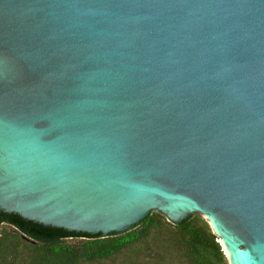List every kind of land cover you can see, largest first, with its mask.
I'll list each match as a JSON object with an SVG mask.
<instances>
[{
  "label": "water",
  "instance_id": "obj_1",
  "mask_svg": "<svg viewBox=\"0 0 264 264\" xmlns=\"http://www.w3.org/2000/svg\"><path fill=\"white\" fill-rule=\"evenodd\" d=\"M0 209L264 264V0H0Z\"/></svg>",
  "mask_w": 264,
  "mask_h": 264
},
{
  "label": "trees",
  "instance_id": "obj_2",
  "mask_svg": "<svg viewBox=\"0 0 264 264\" xmlns=\"http://www.w3.org/2000/svg\"><path fill=\"white\" fill-rule=\"evenodd\" d=\"M199 214L178 225L153 212L122 236L44 226L0 209V264H228Z\"/></svg>",
  "mask_w": 264,
  "mask_h": 264
},
{
  "label": "rangeland",
  "instance_id": "obj_3",
  "mask_svg": "<svg viewBox=\"0 0 264 264\" xmlns=\"http://www.w3.org/2000/svg\"><path fill=\"white\" fill-rule=\"evenodd\" d=\"M106 264H118V262L117 263H106Z\"/></svg>",
  "mask_w": 264,
  "mask_h": 264
}]
</instances>
